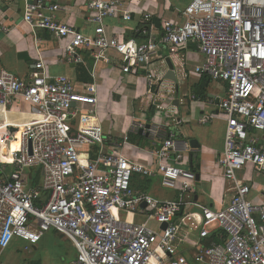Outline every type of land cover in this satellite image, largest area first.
I'll return each mask as SVG.
<instances>
[{"label": "built area", "instance_id": "obj_1", "mask_svg": "<svg viewBox=\"0 0 264 264\" xmlns=\"http://www.w3.org/2000/svg\"><path fill=\"white\" fill-rule=\"evenodd\" d=\"M6 1L18 5L34 35L45 30L57 38L66 63L82 64L83 49L95 61H106L114 50L122 73L148 67L149 85L156 82V69L149 68L161 50L171 56L195 45L202 61L194 71L225 84L218 165L231 199L220 209L192 201L197 175L183 164L171 137L152 151L154 164L129 160L114 140L105 144L95 84L77 90L67 76L49 74L37 53L27 81L0 69V109L19 99L36 118L0 124V161L12 163L0 173V258L14 238L35 244L54 230L75 248L71 264H264V191L253 197L254 184L240 177L248 167L264 173V0H190L154 33L147 12L140 32L148 39L139 43L106 32V18L131 19L120 0L88 2L91 33L62 23L55 0ZM215 118L206 114L198 121ZM29 169L40 171L36 186ZM134 174H158L177 197L136 194L130 186Z\"/></svg>", "mask_w": 264, "mask_h": 264}, {"label": "crops", "instance_id": "obj_2", "mask_svg": "<svg viewBox=\"0 0 264 264\" xmlns=\"http://www.w3.org/2000/svg\"><path fill=\"white\" fill-rule=\"evenodd\" d=\"M60 6L57 17L62 23L85 33H91L93 24L89 22L90 0H55ZM131 15L130 20L121 17L105 19L108 35L123 41H147L140 32L146 23L145 13L152 16L146 24L149 30H162L165 19H175L190 0H120ZM0 69L27 81L41 53L49 74L65 75L73 81L77 90L84 85L95 84L97 96L96 118L103 132L105 144L114 140L122 145L124 155L131 161L154 164L152 151L163 142L164 136L171 137L182 155L183 164L198 176L192 201L212 209L226 206L231 193L226 191V181L218 158L223 150L226 123L219 109V99L225 94V84L199 74L194 67L202 61L195 45L189 44L176 55L166 50L160 51L149 68L156 69V82L146 81L148 67L122 73L120 58L114 50L106 54V61H95L89 50H81L83 63L68 64L62 56L61 44L57 38L45 31L37 30L35 35L22 21L21 10L15 3L0 0ZM167 59L173 65L176 82L165 78L168 72ZM163 105V107L158 106ZM206 114L216 118L206 124L198 121ZM36 118L23 101L15 99L5 109H0V124L29 123ZM177 119L179 123H176ZM141 124L145 129L131 127ZM151 129V131H147ZM156 130V134H154ZM0 129V133H1ZM126 137V140L124 139ZM91 157L97 147H90ZM11 159H2L0 173H8ZM27 170L31 185L40 182L41 174L35 169ZM240 177L254 184L257 193L264 191V173L247 168ZM131 189L138 195H150L161 200L177 197V191L161 185L158 174L142 176L134 174ZM189 210H195L189 207ZM136 221H144L141 215H128ZM46 241V244L42 243ZM212 239L204 241L209 245ZM76 258V250L69 240L60 233L50 230L35 244L14 238L3 252L0 264H71Z\"/></svg>", "mask_w": 264, "mask_h": 264}, {"label": "water", "instance_id": "obj_3", "mask_svg": "<svg viewBox=\"0 0 264 264\" xmlns=\"http://www.w3.org/2000/svg\"><path fill=\"white\" fill-rule=\"evenodd\" d=\"M167 64H168V72H167L165 78L168 79V80H171L173 82H176L175 75H174V70H173V65H172V63L170 62L169 59H167ZM197 179H198V176H197ZM142 206H144V204Z\"/></svg>", "mask_w": 264, "mask_h": 264}, {"label": "rangeland", "instance_id": "obj_4", "mask_svg": "<svg viewBox=\"0 0 264 264\" xmlns=\"http://www.w3.org/2000/svg\"><path fill=\"white\" fill-rule=\"evenodd\" d=\"M0 162H1V161H0ZM34 170H35V169L32 170V175H33V176H34V173H35ZM42 243L46 244V241L44 240V242H42Z\"/></svg>", "mask_w": 264, "mask_h": 264}, {"label": "bare ground", "instance_id": "obj_5", "mask_svg": "<svg viewBox=\"0 0 264 264\" xmlns=\"http://www.w3.org/2000/svg\"><path fill=\"white\" fill-rule=\"evenodd\" d=\"M85 155H82V157H84Z\"/></svg>", "mask_w": 264, "mask_h": 264}]
</instances>
